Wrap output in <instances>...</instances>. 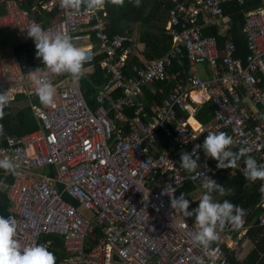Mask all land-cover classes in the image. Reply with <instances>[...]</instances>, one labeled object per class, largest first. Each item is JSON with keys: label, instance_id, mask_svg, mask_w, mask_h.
<instances>
[{"label": "built area", "instance_id": "built-area-1", "mask_svg": "<svg viewBox=\"0 0 264 264\" xmlns=\"http://www.w3.org/2000/svg\"><path fill=\"white\" fill-rule=\"evenodd\" d=\"M169 1L173 8L165 30L170 49L146 61L132 38L108 33L103 7L86 11L82 6L71 12L60 7V0H0L5 8L0 29L14 31L20 44L32 41L24 29L36 22L44 30H61L88 55L79 80L67 73L49 74L56 89L52 106L40 103L28 75L43 64L27 70L14 55L0 57V93L8 91L10 101L22 97L38 125L0 146V159L10 158L19 173L0 169V192L11 203L5 217L17 221L22 246L57 238L67 255L62 264H197L200 259L203 264H230L228 252L241 245L248 229L254 224L264 227L261 193L254 222L244 218L239 229L218 230L219 239L208 249L194 245L190 237L195 219L172 209L170 202L188 184L204 192L201 178L182 169L167 150L159 151L164 137H174L179 152L191 153L202 145V135L223 131L238 150L249 149V155L264 164V88L259 87L264 81V8L244 13L248 54L243 60L236 57L231 40L219 48L214 37L203 35L226 19L223 5L234 0ZM235 1L244 5V0ZM37 11L53 17L36 20ZM133 56L143 64L129 78L125 68ZM185 58L191 67L188 74L169 72L173 61ZM96 69L104 81L95 87L92 106L82 80ZM146 89L162 95L161 103L148 108ZM207 101L214 105L212 123L194 128L189 123L195 117L192 103ZM197 155V171L217 182L213 159L202 148ZM244 167L243 161L239 171ZM10 177L11 183L3 182ZM262 184L260 180V188ZM93 230L98 236L89 243Z\"/></svg>", "mask_w": 264, "mask_h": 264}, {"label": "trees", "instance_id": "trees-1", "mask_svg": "<svg viewBox=\"0 0 264 264\" xmlns=\"http://www.w3.org/2000/svg\"><path fill=\"white\" fill-rule=\"evenodd\" d=\"M25 8L29 10L30 5H25ZM106 12V18L108 21V33L110 35H125L132 38L134 34L133 26L138 30L137 42L135 47L140 58L149 61L158 59L166 54L171 46V39L167 31L165 30V24L168 19L169 11L173 8V4L169 0H140V6H135V0H123L121 4L119 0L113 3L112 0H105L103 6ZM258 8H264V0H244V5L239 6L234 0L223 5L224 17L229 22V28L226 33H221L220 25L208 27L204 30L203 35L207 37H214L217 40L219 48H223L224 41L226 39L231 40L236 48L235 55L244 60L248 54L246 41L242 35V27L244 25V13L256 10ZM39 12V13H38ZM5 13V8L0 4V16ZM36 20L48 21L53 17V14H47L42 11L33 13ZM9 52L7 53V50ZM36 49L33 41H29L26 44H20L16 38L14 31L10 29H0V57L7 55L16 56L22 63L24 62L27 70L34 69L42 62L36 57ZM141 60L137 56H133L128 61L125 68V75L129 78L133 77L135 71L142 66ZM206 68V67H205ZM191 67L188 60L185 58L180 61H173L169 70L170 73H176L180 71L181 77L188 74ZM104 81V76L99 69H96L94 75H91L88 79L82 80V88L84 90V96L90 105H94V101L91 100L95 92V87H98L100 83ZM156 87H160V84H156ZM260 88H264V81L259 85ZM147 100V107L149 108L152 103L160 104L163 98L162 95L151 93L150 90L144 91ZM195 109V119L204 126H208L212 123V117L214 112V105L211 101L204 102L203 104H193ZM4 115L0 119V125H3L4 135L0 136V146L4 145L8 137H21L28 134L38 128L37 122L33 116L31 108L23 101L22 97L18 96L14 101L9 103L3 109ZM188 113H179V117L186 118ZM189 123L194 128L199 127L194 119H189ZM205 135H202L201 142L205 139ZM159 150H167L169 155L176 158L180 163V152L177 142L174 137H164ZM232 151H238L237 147H232ZM244 158L238 162V167L233 169H218L217 161L212 160L211 165L217 169L219 179L217 183L227 188L234 189V194L230 196H219L214 193L216 201L223 202L227 199L235 205L242 207L245 212V219L248 223L254 222L258 209L256 208L260 199V180L249 182L245 180L243 176V170L239 171V167L243 164ZM234 170L233 175H229ZM1 181V180H0ZM4 183L9 184L12 182V177L3 180ZM248 185V186H245ZM200 191L194 184H188L181 193L185 194V197L191 201L189 208L197 207L199 201L192 202L191 198L195 192ZM11 203L6 196L5 192H0V216H7L8 209ZM195 219V215L190 217ZM51 239L50 236L42 238L40 243H44L46 240ZM91 241L89 240V243ZM246 244H249L251 248L247 253L242 256L241 250ZM49 251L53 252L56 257V264H61L66 258V253L63 249L62 242L53 238L49 245ZM230 264H264V227H258L256 224L252 225L247 232L245 239L241 245L234 251L227 254ZM241 257L243 259L241 260Z\"/></svg>", "mask_w": 264, "mask_h": 264}, {"label": "clouds", "instance_id": "clouds-1", "mask_svg": "<svg viewBox=\"0 0 264 264\" xmlns=\"http://www.w3.org/2000/svg\"><path fill=\"white\" fill-rule=\"evenodd\" d=\"M112 2L116 3L117 0H112ZM119 2L122 4L123 0ZM104 4L105 0H60V7L71 10V12H79L82 6L86 11H91L103 7ZM135 6H140V0H135ZM24 30H26L27 37L35 44L37 59L44 65L43 68H37L28 73L31 82L35 85V95L42 105L52 106L56 89L48 79L49 74L67 73L73 79L79 80L83 76V64L88 59V55L61 30L55 32L44 30L36 22L30 23ZM9 101L8 91L0 93V119L3 118V109ZM193 119L196 120L195 117ZM3 135V125H0V136ZM234 146L233 137L226 132H210L203 144L196 145L191 153L184 150L180 152V167L188 173H196L201 178L204 192L199 199L198 206L192 211L188 210L190 201L184 193L171 198V208L186 217L195 215V231L190 239L194 245L203 249H208L213 242L219 239L218 230L222 231L226 226L241 228L246 212L242 207L227 199L223 202L214 199V193L221 197L230 196L234 194V189H226L211 179L206 172L197 171L200 167L197 151L202 148L207 157L217 161L218 169L237 168L238 162L244 158L243 176L245 180L253 183L257 180L264 181V164H258L255 158L249 155L250 150L247 148L241 147L238 151H232ZM0 169L13 175H19L15 171L13 161L8 157L0 159ZM4 187L7 186L4 185ZM260 192L264 194V184L261 185ZM17 227L18 224L14 217L0 216V264H56L55 254L49 251L51 241L22 246L17 237ZM197 264H203V260H198Z\"/></svg>", "mask_w": 264, "mask_h": 264}, {"label": "rangeland", "instance_id": "rangeland-1", "mask_svg": "<svg viewBox=\"0 0 264 264\" xmlns=\"http://www.w3.org/2000/svg\"><path fill=\"white\" fill-rule=\"evenodd\" d=\"M221 24H223V26H222V31H223V29H226L227 27H228V22H227V20H223V21H221ZM133 29H134V34H133V39H134V41L135 42H137L136 40H137V35H138V30H136V27L135 26H133ZM9 52V49L7 50V53ZM134 52H136V50L134 51ZM2 54H0V56H1ZM197 68V70L199 71L200 70V67H196ZM203 194V192H200V191H198V192H195L192 196V198H194L195 199V201H199V199H200V197H201V195ZM215 200L217 199V197H215L214 198ZM191 202V201H190ZM84 214H85V216L87 217V218H92L91 217V215L88 213V212H84ZM89 235V240H91L92 238L94 239V237H96V236H98V234H97V232L95 231V230H93L92 231V233L91 234H88ZM243 249L241 250V253H242V256H244L246 253H247V251H249V249L251 248V246H249V244H246L244 247H242Z\"/></svg>", "mask_w": 264, "mask_h": 264}, {"label": "crops", "instance_id": "crops-1", "mask_svg": "<svg viewBox=\"0 0 264 264\" xmlns=\"http://www.w3.org/2000/svg\"><path fill=\"white\" fill-rule=\"evenodd\" d=\"M225 20H227V19H225ZM228 22V21H227ZM222 26H223V24H221L220 23V31H221V33H226L227 31H228V28H229V22H228V27L226 28V29H223V31H222ZM132 38H133V36H132ZM151 93L153 94V91L151 90ZM192 96L194 97V98H197V97H199L200 99H201V95L200 94H198V93H193L192 94ZM143 99L146 101V103H147V100H146V95L144 94L143 95ZM153 104V103H152ZM152 104H149L150 106L152 105ZM196 121V120H195ZM197 122V121H196ZM198 123V122H197ZM243 259V257H241V260ZM61 264H62V262H61Z\"/></svg>", "mask_w": 264, "mask_h": 264}, {"label": "bare ground", "instance_id": "bare-ground-1", "mask_svg": "<svg viewBox=\"0 0 264 264\" xmlns=\"http://www.w3.org/2000/svg\"><path fill=\"white\" fill-rule=\"evenodd\" d=\"M192 119V118H191Z\"/></svg>", "mask_w": 264, "mask_h": 264}]
</instances>
